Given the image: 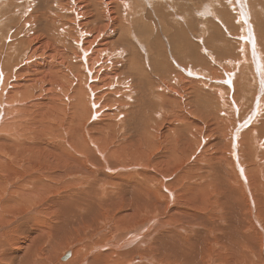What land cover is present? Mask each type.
<instances>
[{"label": "bare ground", "instance_id": "bare-ground-1", "mask_svg": "<svg viewBox=\"0 0 264 264\" xmlns=\"http://www.w3.org/2000/svg\"><path fill=\"white\" fill-rule=\"evenodd\" d=\"M140 1L142 2V0H40V2L24 0L21 4L16 0H0L1 10L11 8L14 11V6L16 7L13 13L0 12V264H105L108 259L113 261L111 264H122L125 260L118 257L124 252H119L117 249L125 245H133L136 252L145 254L134 255L126 264L142 262L143 264H264V221L254 217L255 211L257 215H264L262 210L264 209V198H262L264 122L254 123L257 120L255 111H260L264 107L262 98L256 101V105L259 106L257 110L254 109L255 114L249 115L251 127L247 126V116L243 119L246 121L242 126L241 121L237 128L235 127V131L229 128L231 131L227 130L229 134H221L217 139L208 141V144L204 140L208 134L202 138L204 132L194 133L199 130H193L194 134L190 131L180 134L179 129L177 134L176 132L162 134V131L161 141L172 137L169 138L170 141L168 140L172 145L171 150L173 147V150L178 151L179 145L187 142L189 145L196 143L198 146L199 144L206 146L199 149L200 154L197 156L199 162L205 160L201 163L195 160L196 163L191 166L183 165V161L172 164V160L181 158L174 153L171 154L172 156H158L162 158L160 163L163 164H157L155 156L151 157L150 153L148 155L151 149L146 150L149 147L155 148L154 140L158 139H154L157 136L155 134L154 136L147 133L131 135L137 138L132 142L134 149L130 153H123L109 150L105 145L101 147L106 137L104 139L85 134L84 127L87 125V131L90 130L89 124H84L81 132L74 130V134H69L71 127H67L65 131L63 127L58 129L59 134L38 135V128V131L35 128L31 129L37 133H34L35 135L27 133L31 126L28 124L32 123L29 119L37 115L35 111H40V115L52 107L51 105L50 108L43 109V103L46 106L47 102L42 103L40 100L43 98L42 95L37 96L36 92L46 94L43 95L44 99L49 93L56 96L51 113L59 104L60 111L64 110L63 119L71 115L69 124L70 122L74 124L76 121L78 123L85 116H89V122L92 119L99 126L105 125L103 126L105 129L115 131L117 127H125L128 114L125 111L118 113L108 108H113L115 102L123 106L124 98L131 97L130 94L121 92L118 85L123 84V80L119 79L122 66L128 69V73H137L139 69L136 70L132 59L124 63L121 52L110 49V45H114V48L121 46L125 42L126 35L141 41L134 36L141 24L138 11ZM213 1L217 2V0ZM43 2L48 4V7L44 8ZM148 2L147 4L151 5L150 0ZM235 2L241 11V20L247 25L248 36L244 38L249 40V44H246L247 42L242 44L247 47L243 50L242 59L237 56L236 60L225 62L232 63L234 70L245 71L242 81L233 78L234 71L227 72V69L225 72L228 80L234 79L233 90H240L243 96L249 90L247 81L252 80L253 86L257 88V93L252 96L255 98L258 95V98L264 92V62L258 51L260 44L255 47L253 30L250 26L252 24L248 21L250 9L252 13H255V10L251 6L249 9L245 0ZM144 5L147 6L145 2ZM233 6L235 7L234 3ZM143 25L144 21L142 27ZM117 33L120 35V45L114 40L110 41ZM139 38L142 36L140 35ZM242 62H245L244 65ZM186 72L191 76H198V73H201L193 68L186 69ZM246 72L251 74H248L250 77L245 76ZM136 75L141 76V73ZM173 79L175 80L176 76ZM212 80L219 82L217 79ZM160 82L159 90L162 85L167 87L164 81ZM160 82L154 81L157 84ZM220 91L219 94L226 93V91L222 93V89ZM162 92L157 94L160 104L173 105L168 102L166 91ZM174 93L175 98L178 99L180 91ZM118 96L121 98L118 99ZM51 99L47 98L48 101ZM224 99L217 100L225 101ZM220 102L218 104H221ZM69 104L70 107L67 108L66 105ZM241 105L244 112L246 105L244 107L243 104ZM238 106H234V110ZM223 107L226 106L222 104L217 108L224 110ZM33 109L36 110L32 115ZM189 113L190 116L193 114ZM205 115L208 117L209 114ZM226 115L230 117L229 113ZM218 116L220 117V114ZM114 120L117 123H114ZM220 122L219 124H222V120ZM236 122L233 121L235 126ZM231 123L229 124L232 125ZM160 124L162 125L161 122ZM227 127L225 126L226 129ZM223 132H225L224 125ZM36 135L38 136L35 139ZM193 135L196 138H193ZM33 137L34 143L26 142L27 139L31 142ZM171 150L167 152L166 149L165 153H171ZM126 155L139 164L143 173L149 172L148 176H141L145 181L138 178L131 185L120 182L105 172L112 173L116 168L122 167L127 161L116 160ZM166 159L168 160L165 161ZM169 163L174 166H170ZM106 186L113 188L108 191L111 187L106 190ZM118 201L128 202L126 209L134 207L126 215L124 224L119 226L120 218H115L111 214L116 222L115 228L111 225L114 222L112 218L104 219L103 225L106 228L101 226L104 230L96 227L100 224L96 222V225L94 222L107 218L104 215ZM23 214H27L29 219L20 228L9 229V226L18 222ZM145 217H150L147 227H133L137 221ZM83 220L96 225L91 227L92 229L95 227L93 231L89 229L94 238L93 242L96 239H103L106 235L112 237L111 240L115 242L108 241L107 244H102L103 247L91 245L93 247L89 252L84 251L83 245L86 243L82 245L83 240L81 243L78 239L83 238L87 233L78 237L73 232L74 236L71 238L73 234L71 231L76 230L80 226L79 221L83 222ZM110 225L112 230L107 227ZM81 226L85 227L82 224ZM12 233H19V236L14 238L11 236ZM88 237L85 236L86 241L91 236ZM71 244L74 245V253L68 260L72 255V248L67 250ZM61 252L63 257L70 253L67 258L61 257L62 261H66L64 263L58 260Z\"/></svg>", "mask_w": 264, "mask_h": 264}, {"label": "rangeland", "instance_id": "rangeland-1", "mask_svg": "<svg viewBox=\"0 0 264 264\" xmlns=\"http://www.w3.org/2000/svg\"><path fill=\"white\" fill-rule=\"evenodd\" d=\"M16 1L18 3L23 4L24 0H22V2L20 0H16ZM38 1L40 2V0H38ZM43 1H46V0H43ZM148 1L149 0H145V1L142 0V2L140 1L139 5H138V11H139V15H140V16L139 15L138 16L141 19V21L139 19L141 24L139 25V27L137 29V33H135L136 35H134V36L135 37L137 36V39L141 40V41H136L133 37L129 38V36L126 35L125 42L122 43L125 45L121 44V46H124V47L116 46L114 48V45H110V49H116V51L118 50V52H121L123 62L124 61L128 62L132 59L131 61L136 65L135 66L136 70L138 71V69H139V71L137 73L138 74L141 73V76H137L136 75L137 73H135V72L134 73H131V72L128 73L127 72L128 69H126L125 66H122L123 70L120 74L121 76L119 79L123 80V84L119 83L118 85L120 87L121 92L123 91L124 94H130L131 97L124 98L125 102L122 104L123 106H121V104H119L118 102H115L113 104L114 109L108 108V110H111V111L116 110V112H118V113L121 111H125V113L128 114L129 118L126 120L127 123H125V127H123V126L117 127V129L115 131H113L109 128L105 129V127H103L105 125L102 124L99 126V125L95 124L96 121H94L92 119L90 120L91 122H89V116H87V117L85 116L86 118L84 117L80 122L78 121V123L76 121L74 124L72 122H70L71 124H69V118L71 115L69 114L66 118L63 119L64 110L60 111L59 106H58L59 104L56 106L57 108L56 107L54 108L55 112L53 111L51 113V109H52V107H54L53 101H56L55 99H57L56 96L54 97V95L52 93H49V94H52L53 96L47 94L48 99L52 98L51 99L52 101L51 100L48 101L46 97L44 99V96H46V94H43L40 92H39L40 94L39 93L37 94V92H36L37 96L42 95L43 98H40L42 103L47 102L46 106L43 103V106H42L43 109H45L47 107L50 108L51 105H52V107L40 115H39L40 111L33 109V113L31 112V114L33 115L37 112L38 116L34 115L33 119H31L32 117L29 119V120H32L31 121L32 123H30V122L26 123L25 122L26 124L30 123L28 125H31L29 128L30 131L28 130V132H27L28 134H34V133L37 134L34 130H31L34 128H35V130L37 128L39 129L38 135L39 134H59L58 129H60L62 127L64 128V131L66 130L67 127H71L69 134L70 133L74 134L73 133L74 130L81 132L83 125L89 124L88 129H90V130L87 131V129H86L87 125H86V127H84L85 134H89L92 137H96V136L99 138L103 137L104 139L106 137L107 139L105 140V142L102 141V143L100 145L101 147L103 145H105V147L109 150H117L118 152L122 151L123 153H130L134 149V144L132 142L134 139H137V138H136V136H131V135H135V134H139V133L140 134L147 133L149 135L153 134V136H154V134H155L158 136V134H159V137H157V136L154 137V139L155 138H158V139L161 138L159 140L158 139L154 140V143L156 142L154 144V147L157 149H155V148L153 149L152 147L147 148L145 146L147 148V149L145 148L147 151H149L151 149L150 152H148V155L150 153L151 157L155 156V158H154L155 162L157 164H159L161 162L162 158L160 159V158H158V156L159 157H161V156L163 157L164 155L172 156L171 154L174 153V154H177V157H178V155H180L181 158H178L175 161L172 160V162H171L172 164H174L178 161L179 162L183 161L182 162L183 165L185 164V165L191 166V165H194L198 161L197 156H199V154H200L199 149H202L206 146L203 145L204 146L203 147L202 145L199 144V146H200L199 147L198 144L196 145V143L193 145L191 143L189 145V143L187 142V143H181L179 145L180 148L179 147L177 148L178 151L173 150V147L171 150L172 145L169 144L170 143L169 138H172V137L170 136L167 140L164 139L163 141H161L163 139L162 136H160L162 131H163L162 134H165V133L166 134H175V132L177 134V133H179V130H180V134H184V133L186 134V133H188V131H190L191 134H194V133L199 134V132H200V134L201 133L203 134V132H204V134L202 135V138L204 136H206L207 134L210 136L209 137L207 135V138L204 139L206 141L205 143L208 144V141L210 142V141L217 139L218 137H220L221 134H224V133L229 134V132H231L229 130V128L230 129L233 128L232 131H235V127L237 128L238 123H240L241 121H242L241 126H242V124H244L243 122H245L247 120L248 121L247 126L251 127L252 123L249 122V119H248L249 115L251 116V115L255 114L254 109L256 108V110H257V108L259 106V105H256V103L259 100H261V98L264 101V92L260 97L257 98L258 95H256V97L254 98V96H252V95H255L257 93L256 92L257 88H256V86H253L254 83L252 82V80H249V79L248 80L250 82L247 81V83L249 85L248 86L249 90L246 93H244V96L242 95L240 90H238V91L233 90V85H235L233 78L236 77L240 81H242L243 73L245 71L236 70V69L234 70V69H232L234 67L232 63H229V62H228V64L225 63L227 60H230V61L236 60L238 57H240L242 59L243 58V56H242L243 50H246V48H247V47L243 46L242 44L244 42H247L246 44H249L248 43L249 40L247 41L244 38V36H248V31L246 30L247 25L244 24V22L241 20L242 14H241V11L238 9L239 7L237 6V3L235 2L236 0H219V1L217 0V2H215L213 0H150L151 5L147 4V3H149ZM144 2L146 3L147 6L144 5ZM245 2H246L249 9L251 7H253V9L255 10V13H252L253 11H251V9H250V13L248 14V21L250 24H252L250 26L252 27L251 30H253L252 35H253L254 42L256 45L255 47H257V44H260V46H258L259 47L258 51L262 56V61L264 62V0H245ZM44 3L45 2L42 3V5L45 6L44 8L48 7V4L45 3L46 4L45 5ZM233 3L235 4V7L237 9H235V7L233 6ZM242 7H244V6H242ZM15 9H16L15 6H14V11L11 8L9 10H5L3 8V10L0 9V12L10 11L13 13V12H15ZM211 9H213V10H211ZM44 11H46V9ZM206 11H208V12L206 13ZM38 13H40V12H38ZM1 14H3V13H1ZM142 16L144 19L143 20L144 21L143 27H142V24H143ZM19 17H22V16H19ZM43 27H44V25H43ZM140 35L142 36V38H139ZM114 36H115V38L114 39L112 38L110 41L112 42L114 40V42H116L117 45H120L121 42H119L120 41L119 33L115 34ZM122 36L125 37L124 35H122ZM257 37H258L259 41L257 40ZM223 42H225V43H223ZM142 43H144V45ZM242 46H243V48H242ZM260 48H262V49H260ZM120 49H121V51H120ZM190 49L192 50L191 51L192 53L190 52ZM146 50H148L149 52ZM110 52H109V54L111 55L112 52L111 53ZM209 56H211V57H209ZM212 57H214V59H212ZM188 63H190V64H188ZM244 63L242 62V65H244ZM155 64H157V65H155ZM188 68H193V69H195V71H201V73L199 72L198 76H191L186 72V69L188 70ZM202 68H203V70H202ZM155 69H156V71H155ZM227 69H228V71H227ZM225 71H227V72L234 71L233 78H232L233 81H232V79L231 80L227 79V76H226L227 72H225ZM155 72L157 75L155 74ZM173 72H175V73L173 74ZM237 72H239V73L236 74ZM248 74L251 75L250 73L246 72L245 76L250 77ZM128 75L129 76L131 75L132 78H130L131 76L129 77ZM175 76H176V79L174 80L173 77H175ZM180 77H182V78H180ZM129 78L131 79V81H129ZM162 78H163V80H162ZM215 78L217 80H219V82H215L212 80V79L216 80ZM203 79H204V81H203ZM225 79H227V80H225ZM151 80H153V81H151ZM154 81H156L157 83L160 81H164V83H165V85H167V87L162 85V87H160V90H159L158 87L161 84V82L159 84H157V83H154ZM175 81H177V82L175 83ZM205 81L207 82L206 84H205ZM224 81H226V82H224ZM152 83H153V85H152ZM197 83H198V85H197ZM228 83H230V84H228ZM127 84L132 85V86H128ZM162 88L164 89V92H162L163 91ZM250 88H253L254 90H251ZM150 89H152V90H150ZM192 89H194L195 91ZM221 89H222V93H225V91H226V93H225L226 96H225V94H223V95L221 93L219 94V92H221L220 91ZM177 90L180 91V96L178 97V99L175 98V93H174ZM165 91H166V93H165ZM234 91H236V92H234ZM159 92L165 93L166 94L165 96L169 98L168 102L172 103L174 106L169 105L168 103H167V105L165 103L160 104V100H159V98H157V96H159V95H157V94H159ZM152 94H153V96H152ZM227 94H228V96H227ZM218 96H220V97H218ZM251 96L253 98H251ZM245 97L247 98V100ZM117 98L120 99L121 96H118ZM218 98H220V99L225 98L224 100L226 101V99H227V101L225 102L223 100L222 101L217 100ZM232 98H233V100H232ZM243 98H245V99H243ZM175 100H176V103H175ZM230 100H231V102H230ZM245 100H246V102H244ZM233 101H235V102H233ZM240 101H241V103H240ZM178 102H180V103L178 104ZM198 102H199V104H197ZM218 102H220L221 104H218ZM207 103H208V105H207ZM228 103H229L228 107L229 108L231 107L230 110L227 107ZM244 103H247V104H244ZM222 104H223V106H226V107H223L224 110H221L222 108L219 110L218 108ZM241 104H243V107L246 105L245 107L247 109L244 108V112L242 111L243 108L241 107L242 106ZM48 105H50V106H48ZM66 106H67V108H69L70 104L66 105ZM191 106H193V107H191ZM204 106L205 107L209 106L210 108L206 107V109H205V108H203ZM234 106H238L239 109L236 108V110H234L235 109ZM207 108L209 111H207ZM211 108H212V111H210ZM225 108L226 109L228 108L227 109L228 111L225 110ZM204 109H205V111H204ZM187 110H189V111H187ZM232 110H234V111H232ZM250 110H251V112H250ZM34 111H35V113H34ZM163 111H166V112L163 113ZM220 111L221 112L223 111L224 114H223V112L221 114ZM225 111H227L226 112L227 114L228 113L230 114V117H228L226 115ZM189 112L193 113V114H191L192 117L190 116ZM210 112H213V113H210ZM239 112L245 116L242 117V115L239 114ZM255 112H256L255 115H257V117H256L257 120L254 118V120H256L254 123H256L257 121L259 124L261 122H264L263 121L264 120L263 119L264 107L262 110H260V111L257 110ZM201 113H203V114H201ZM204 113L207 115L209 114L208 117ZM235 113L236 114L238 113V114L236 115ZM59 114H62V115H59ZM219 114H220V117L218 116ZM201 115H205L206 117L203 116V117H205L203 119V117ZM197 116L198 117L200 116L199 119ZM233 116H235V117H233ZM35 117L38 118V122H37V118H35ZM245 117H247V119L243 120V119H245ZM260 117L262 118L261 120H260ZM138 118H139V120H136ZM156 118H158V119H156ZM195 118H197V119H195ZM220 118L222 120V124H219V122L221 121ZM230 119L233 120L234 123L237 121L236 126L233 123V121H230ZM148 120H150V121H148ZM209 120L211 123L209 122ZM35 122H37V123H35ZM151 122H152V124H150ZM160 122L162 123V125L160 124ZM226 122H227V124H226ZM230 122H232L233 124L231 123L232 125H230L229 124ZM102 123H104V121H102ZM105 123H107V122H105ZM114 123H117V121L114 120ZM216 123H217V125H216ZM173 124L175 126H173ZM182 124H185L186 126L182 125ZM176 125H178V126H176ZM223 125H224V131L225 132H223ZM227 125H229V127H227ZM39 126L41 127L42 130L40 129ZM179 126L181 127L182 130L180 129ZM225 126L227 127V129L225 128ZM47 127H49V128H47ZM176 127H178V128H176ZM190 127L194 128V129L191 130ZM197 127L198 128L201 127V128L198 129ZM250 127H247V128H250ZM56 128H57V130H56ZM185 128H186V130H184ZM38 129H37V131H38ZM177 129H179V130H177ZM187 129H189V130H187ZM106 130H107V132H106ZM120 130L123 132H121ZM193 130H199V131H196V132L194 131V133H193L192 132ZM220 131H221V133H219ZM40 132H42V133H40ZM211 134H213L214 136ZM38 135L34 136L35 139ZM34 137L31 140V142L28 139L26 140V142L27 143H34L33 142V140H35ZM194 137H195V135H193V138ZM212 138H214V139H212ZM182 140L183 139H181V141ZM228 141H229V139H228ZM195 145H196V147H194ZM191 146H192V148H191ZM209 146L210 145H208V147ZM163 147H164V149H163ZM166 149H167V152H168V150H171L170 151L171 153H168V154L165 153ZM154 150H156L157 152L154 153L155 152ZM186 150H188V151L185 152ZM182 152L184 153V155ZM193 154L195 156H193ZM188 156H190L191 158ZM173 157H176V156H173ZM156 158L159 160L158 162H157ZM165 158H167V156ZM184 158H185V160H184ZM168 159H170V158H168ZM168 159H166L165 161H167ZM124 160H126L127 162L124 163L122 167L116 168L115 170H113L112 173H110L108 171H105V172L109 176H111L112 178H115V179L117 178L120 182H126V183H129L131 185H133L138 178L145 181L141 176H143V175L148 176L149 172L143 173L142 172L143 169L140 168L139 164L134 162L133 158H129V157L127 158V155L125 157H123L122 159H118L116 161L122 162ZM195 160H196V162H195ZM204 160H202V161H204ZM201 162H199V163H201ZM171 163H169L170 166L175 165V164L171 165ZM160 164L162 165L163 163H160ZM115 179H114V181H115ZM108 187L110 188L111 186H106L105 189L108 190ZM112 188L113 187H111V189H109L108 191L112 190ZM263 192H262V194H263L262 198H264ZM127 204H128V202H126V201L116 202L113 206H111V209L108 212H106V214L104 215L107 218L99 219L98 221L94 222L96 225L99 222L100 226H96L95 224L94 225L100 229H103V227L105 226V225H103V224H105L104 219L112 218V216H110L112 214V215H114L115 218H118V217L120 218L119 226H122L124 224V220H126V215L129 212H131V210H133V208H134V207H129V209H126ZM262 210L264 212V209H262ZM255 213H256V215H254V217H256L257 220L263 222L264 221L263 220L264 215H261V214L257 215L256 211L254 212V214ZM149 218L150 217H145L143 219H140L139 221L136 222V224L133 227H140V228L147 227V224L149 223ZM28 219H29L28 215L23 214V216L19 219L18 222H14L9 226V229L20 228L23 225V223L26 222ZM100 220H102L103 223ZM111 220H112V222L114 221L113 218ZM86 222L89 224H87ZM86 222L84 220H83V222L79 221L80 226L78 227V225H79L78 223H77L78 224L77 226L75 225V227H78L77 228L78 230L77 229L75 230L74 229L75 227H74L73 228L74 231H71V233L74 232L75 234L78 235V237H81V236L85 235L86 233L87 234L89 233L88 235L86 234L85 236L86 237H88V236L92 237V232L90 234V231H93V229H95V227H93V229H92L91 227L94 226L93 223L90 221L89 222L86 221ZM115 223H116L115 221L113 222V224L111 223L112 227L115 226L114 225ZM81 224L85 227H82ZM88 225H90V226H88ZM111 225L107 226V227H109L110 230H112ZM101 226H103V227L101 228ZM116 227H117V225H116ZM82 228H83V230H82ZM105 228H106V226L104 227V229ZM89 229H90V231H89ZM79 232L81 233V235ZM74 233L71 235V238L74 236ZM11 236L14 238H17L19 236V233H12ZM85 236L83 238L81 237V239L79 238L78 240H79V242L81 240V243L83 240L82 245L86 243V245H83L85 248L84 251H86V252L87 251L89 252V250H91V248L93 247V246L91 247V245H94L96 247H103L102 244H104V243L107 244L108 241L112 242V243H113V241L115 242V240H113V239L111 240L112 237H110L109 235H106L103 239H99V240L96 239L95 242L92 241V240H94L93 237H92L93 239L91 237L90 238L88 237L89 240H87L88 241L87 242L85 239ZM89 242H91V243L87 244ZM70 248H72V255L70 256V258L68 260H70L73 256L74 245L71 244L67 250L69 251ZM117 250L119 252H124L123 255L118 257L121 260H125L122 264H126L128 261L131 260V258L134 255H138V254H140L142 256L145 255L143 253L136 252L135 247L133 245H130V246L125 245V247H121V248L119 246ZM62 255H63V252H61V255H60L58 260L60 262L64 263L66 261L61 260V257H63ZM112 262L113 261L111 259H108L105 262V264H111ZM140 264H143V262Z\"/></svg>", "mask_w": 264, "mask_h": 264}, {"label": "water", "instance_id": "water-1", "mask_svg": "<svg viewBox=\"0 0 264 264\" xmlns=\"http://www.w3.org/2000/svg\"><path fill=\"white\" fill-rule=\"evenodd\" d=\"M70 255V253H67L63 258H67Z\"/></svg>", "mask_w": 264, "mask_h": 264}]
</instances>
